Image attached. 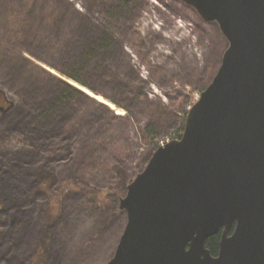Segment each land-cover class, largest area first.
I'll list each match as a JSON object with an SVG mask.
<instances>
[{"label":"water","instance_id":"obj_1","mask_svg":"<svg viewBox=\"0 0 264 264\" xmlns=\"http://www.w3.org/2000/svg\"><path fill=\"white\" fill-rule=\"evenodd\" d=\"M181 1L228 47L181 138L127 186L106 264H264V0ZM219 233L213 256L206 243Z\"/></svg>","mask_w":264,"mask_h":264},{"label":"rangeland","instance_id":"obj_2","mask_svg":"<svg viewBox=\"0 0 264 264\" xmlns=\"http://www.w3.org/2000/svg\"><path fill=\"white\" fill-rule=\"evenodd\" d=\"M68 1L82 13L84 20L94 26L104 27L120 45L117 51H111L108 57L102 56L100 61L116 72L118 81L100 83L91 74L82 76L95 89L119 101L122 108L77 82L58 75L106 104L117 116H125L129 111L127 109H131L135 117L131 123L130 136L126 140L125 125L108 116V121L112 124V131L108 134L110 145L105 146V151H102L104 156H101V152L98 153V159L94 154L88 157L93 152L91 143L83 146L78 158H72L69 144L72 133L62 131L61 134H66L64 138L67 142L59 157L68 156L69 161L65 160L67 163L60 165L58 169L68 177L79 168H90L96 162H108L115 157V160L118 159L116 181L121 174L124 181L131 182L143 170L150 152L139 128L151 125L164 132L159 140L176 139L179 134L175 122L177 115L166 113L164 117H160L158 105L163 109L170 103V96L192 93L193 100L184 106L188 113L190 105L200 95L197 90L207 86L216 74L228 41L216 22L204 21L194 8L181 0H134L136 14L130 22L133 28L112 14V9L108 8V0ZM95 34L92 31L90 38ZM100 62L97 59L95 64ZM43 66L57 74L50 66ZM0 90L18 104L14 87L6 84L1 76ZM17 107L0 112V180L4 183L0 185V264H30L37 245L48 234L50 240L46 264H106L116 249H113L110 241L112 232L126 225L125 211L110 202V205H101L100 213L87 215L84 223L82 222L86 226L93 221L97 223L96 231L102 236V248L98 246L96 257L90 254L91 242L78 243L79 234L84 230L82 226L74 229L75 224L63 220V224L50 227L47 197L40 190L36 174L37 168L43 167L45 171L51 166L50 160L41 155V152L45 154L50 151L51 147L44 144L38 150L33 148L35 151H11L1 142L8 132L20 134L29 130L24 112ZM182 109L177 112L180 117ZM70 115L66 111V118L69 119ZM34 142L37 145V140ZM53 156L58 157L54 153ZM103 184L107 185L105 182ZM57 214L62 219V213ZM74 237L76 240H73ZM75 244L80 248L79 251L73 247Z\"/></svg>","mask_w":264,"mask_h":264},{"label":"trees","instance_id":"obj_3","mask_svg":"<svg viewBox=\"0 0 264 264\" xmlns=\"http://www.w3.org/2000/svg\"><path fill=\"white\" fill-rule=\"evenodd\" d=\"M133 1L108 0V8L112 9V14L116 15L119 21H124L128 26L136 14ZM130 25L134 27L132 23ZM92 31L96 34L91 39ZM119 48L120 45L112 34L104 27L94 26L84 20L82 13L68 0L0 1V76L6 84L14 87L18 96V104H15L16 100L9 99L6 93L0 90V107H3L0 112H7L18 105L30 126L25 133L9 134L8 132L1 142L11 151L33 150V148L38 150L39 146L49 144L50 151L45 154L40 152L44 159L50 160L51 166L45 171L43 167L37 168L36 177L40 183V190L47 197L50 227L63 224V220L75 224L74 229L82 226L84 230L79 234L78 243L91 242L90 254L95 257L98 256V246L102 248V236L96 231L95 221L87 226L83 223L87 215L100 213L101 205H110V202H113L118 206L130 181H124L121 174L119 182L116 181L115 168L118 159L115 160V157L108 162L103 160L96 162L90 168L83 170L79 168L76 173L68 177L60 173L58 169L60 165L67 163L65 160L69 161L68 156L59 157L67 142L64 138L66 134L61 133L62 131L72 133L69 140L72 158H78L83 146L91 143L93 152L88 157L94 154L98 159V153L101 152V156H104L102 151H105V146L110 145L108 134L112 131V124L108 121V116L125 125L124 136L127 140L135 115L134 111L127 109L129 111L125 116H117L106 104L99 102L62 77L77 82L94 94L102 95L118 108H122L119 101L95 89L92 83L85 81L82 76L91 74L100 83L118 81L116 72L105 62L100 61L102 56L108 57L111 51H117ZM97 59L100 64H95ZM43 64L55 69L57 74ZM207 86L198 89L199 94ZM169 99L170 103L163 109L158 105L160 117H164L166 113L177 115L175 121L179 133L177 139H180L187 116L184 106L191 103L193 95L179 93L170 96ZM179 109H182L181 117L177 114ZM66 111L71 114L69 119L66 118ZM139 129L144 142L150 148L144 169L158 148V140L164 132L151 125ZM35 140L38 142L37 145L34 144ZM99 142H101L100 146ZM53 153L58 157H54ZM103 182L107 185L104 186ZM58 212L62 213V219ZM123 229L124 226L112 232L110 241L113 249L116 248ZM220 234L209 238L206 243L213 256L219 252ZM49 240L48 234L37 245L30 264H46ZM73 240L76 238L74 237ZM73 247L80 250L77 244Z\"/></svg>","mask_w":264,"mask_h":264},{"label":"built area","instance_id":"obj_4","mask_svg":"<svg viewBox=\"0 0 264 264\" xmlns=\"http://www.w3.org/2000/svg\"><path fill=\"white\" fill-rule=\"evenodd\" d=\"M169 141H170V140H168L167 138H161V139L159 140L158 145H159V146H162V145L166 144V143L169 142Z\"/></svg>","mask_w":264,"mask_h":264},{"label":"bare ground","instance_id":"obj_5","mask_svg":"<svg viewBox=\"0 0 264 264\" xmlns=\"http://www.w3.org/2000/svg\"><path fill=\"white\" fill-rule=\"evenodd\" d=\"M98 99L102 100L101 98H98ZM12 175H13V174H12ZM1 184H4V183H3V180H2V181L0 180V185H1Z\"/></svg>","mask_w":264,"mask_h":264}]
</instances>
